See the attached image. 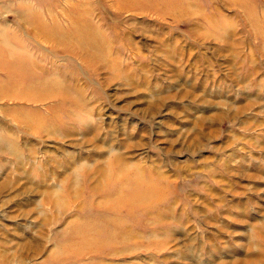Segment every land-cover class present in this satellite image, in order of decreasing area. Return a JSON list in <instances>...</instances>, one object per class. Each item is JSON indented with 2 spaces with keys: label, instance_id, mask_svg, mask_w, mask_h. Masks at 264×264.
<instances>
[{
  "label": "rangeland",
  "instance_id": "rangeland-1",
  "mask_svg": "<svg viewBox=\"0 0 264 264\" xmlns=\"http://www.w3.org/2000/svg\"><path fill=\"white\" fill-rule=\"evenodd\" d=\"M0 264H264V0H0Z\"/></svg>",
  "mask_w": 264,
  "mask_h": 264
},
{
  "label": "bare ground",
  "instance_id": "bare-ground-1",
  "mask_svg": "<svg viewBox=\"0 0 264 264\" xmlns=\"http://www.w3.org/2000/svg\"><path fill=\"white\" fill-rule=\"evenodd\" d=\"M92 32V31H91ZM91 32H88V35L90 36L92 33ZM96 35V34H95ZM89 39H90V37H89ZM26 94V93H25ZM65 94V93H64ZM66 95H68V94H66ZM65 96V95H64ZM63 97V96H62ZM65 98V97H64ZM118 159V158H117ZM115 160H116V158H115ZM113 175V174H112ZM125 176V175H124ZM122 180V179H121ZM141 182H143V181H141ZM141 182H139L138 184L137 183H133V184H130L129 183V186H127V187H124V186H122L121 188H123L124 187V189L125 190H128V191H132L131 189L133 188H135L136 189V187L138 186V188H139V186H142L141 184ZM116 186H119V183L116 185ZM135 193V192H134ZM161 195H162V191L160 190V188L159 187H157V188H155L154 189V195H153V193L152 192H150L149 190L148 191H145V193H144V197H143V202L141 203V205H137V204H133V203H131L130 202V200H124L123 202H122V204H121V206H120V208L118 209V210H120V211H122V210H127L128 211V213L129 214H133L134 216H135V213H143V212H146L147 213V215H151V214H153L154 213V211H157L158 210V205H159V200H157V201H154L153 199H155V198H159V197H161ZM139 197V193L138 192H136L134 195H133V197H132V200H135V199H137ZM141 211V212H140ZM86 224V223H85ZM109 224H112V222H110ZM74 236L76 237L77 236V234H74ZM93 236H95V235H93ZM72 238V237H71ZM129 237H128V233H126L125 235H123V237L121 238L122 240H124L123 241V243H125L126 241V239H128ZM137 240V239H136ZM73 243H75L76 245L78 244V245H80V246H83L84 248H83V250L84 251H88L89 249H90V246L89 245H91V242H92V240H91V238H89L88 240H82L81 241V243H80V239H79V237H77V238H72V240H71ZM103 242V241H102ZM128 242V241H127ZM129 243V242H128ZM80 252V251H79Z\"/></svg>",
  "mask_w": 264,
  "mask_h": 264
}]
</instances>
